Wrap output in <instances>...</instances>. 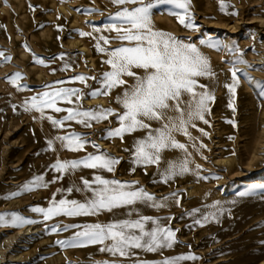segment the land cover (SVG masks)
<instances>
[{"label":"rangeland","instance_id":"1","mask_svg":"<svg viewBox=\"0 0 264 264\" xmlns=\"http://www.w3.org/2000/svg\"><path fill=\"white\" fill-rule=\"evenodd\" d=\"M226 3L228 9L222 12L219 0H191V12L194 22L200 26L199 31L181 25L170 14L169 5H154L152 9L155 27L196 44L209 58L215 72L214 77L199 78L215 96V100L209 103L210 111L205 114L207 123L196 120V127L188 129L193 139L188 136L185 139L190 147L195 142L197 147L193 149L198 152L201 142L206 145L202 151L204 161L199 163L202 167L197 170L200 175L190 171L165 183L156 165H148L145 171V166L132 163L133 143L146 135V129L124 133L123 139L108 136L109 129L119 127L116 113L105 119L92 120L88 127L79 123V118L65 120L66 126L61 128L54 126L46 117L41 119L39 112L26 110L23 106L26 99L38 93L68 87L79 88L82 93L73 95L72 102L58 100L57 105L61 109L74 107L83 111L101 106L121 111L115 97L123 92L125 86L113 88L109 95L90 93L101 87L102 73L111 68L106 62L109 52L98 51L97 43L105 49L129 44L120 40L117 32L108 27L118 25L113 14L125 5L113 4L112 0H0V52L11 57L10 60L0 57V212L15 211L34 221L19 226L0 223L2 256L5 257L0 264H92L98 260L130 264L137 259L156 261L189 252L195 254L196 259H182L179 264H260L264 260V191L257 188L247 196H240L251 186L264 184V136L260 133L264 123V98L258 96L256 86L257 80L264 81V67H261L264 65V22L261 21L264 18V0H226ZM60 5H65L66 9H60ZM126 6L131 8L134 5L129 3ZM81 30L92 35H81ZM101 37H108V43L105 44ZM219 43L243 49L244 59L253 65L236 64L237 68L245 69L251 79L238 73L240 82L234 99L226 84L231 83L230 69L233 65L229 61L239 53L211 46ZM36 58L43 59L44 63H39ZM66 64L69 66L65 67ZM134 71L142 72V69ZM17 72L22 74L19 87L8 78ZM80 74L85 75L86 83L71 79ZM123 78L129 86L134 83L132 77L125 75ZM57 81L61 83L57 84ZM77 95L81 97L80 101H76ZM184 99L187 100L188 96L185 95ZM230 101L235 104V109L228 106ZM45 112L57 119L67 115L66 111L54 109H45ZM232 120L236 121V126ZM148 123L153 128L159 126L156 121ZM73 131L87 141L83 148L71 150L55 139ZM49 139L53 140L52 148L48 147ZM93 144L98 147H93ZM100 150L119 158L113 171L81 165L64 173L61 179H55L60 175L52 167L57 159L75 160ZM254 153V158L259 157L248 161ZM183 156L180 149L165 150L159 171L167 166L168 160ZM133 167L134 172L130 170ZM97 174L108 179L138 181L139 184L133 187L142 186L154 193L157 203L164 206L138 203L136 207L141 214L161 217L163 224L178 230L173 246L162 247L156 252L133 249L136 255L120 257L101 252L99 244H57V240H67L79 230L64 228V225L107 223L114 217L126 218L128 209L123 207L96 215L60 214L49 220H44L43 214L35 210L37 207L47 208L53 193L57 201L66 198L83 202L91 196V191L78 190L83 188L81 177L92 181ZM37 175L44 177L47 186L21 191L22 185ZM69 187L73 191H66ZM12 192L19 194L12 196ZM169 193H176V196H169ZM161 197H167V200L161 201ZM177 198L179 204L176 203ZM215 201L229 211L221 214L218 221L194 223L204 211L209 210L206 206L213 205ZM9 203L12 205L8 206ZM194 208L201 211L189 215ZM55 224L62 227L52 232L51 226ZM25 225L35 227L34 232L25 237L18 235L15 239L3 237L5 233L11 234ZM16 251L22 258H10Z\"/></svg>","mask_w":264,"mask_h":264},{"label":"snow or ice","instance_id":"2","mask_svg":"<svg viewBox=\"0 0 264 264\" xmlns=\"http://www.w3.org/2000/svg\"><path fill=\"white\" fill-rule=\"evenodd\" d=\"M113 4L125 5L119 8L113 15L118 21L117 24L108 25L115 30L120 40L128 41V45H121L113 49L101 47L99 42L96 47L98 51H108L107 63L111 66L109 71L102 73L101 87L93 89L90 95H109L113 88L125 86L121 94L115 97L122 110L118 111L112 107L94 106L81 111L78 108L70 107L61 109L57 105L58 100L72 102V96L82 93L79 88L58 87L51 91H44L32 96L24 101L26 110H35L40 113V118H47L54 126L65 127V120L79 118V123L86 127L91 126L92 120L105 119L112 113H116V119L120 122L119 127L109 129L108 136L120 137L123 139L124 133H132L138 129H146V135L138 137L133 143L132 163L137 166L156 165L160 178L167 183L169 179L183 175L190 171H196L202 165L196 164V168L190 167L191 161L188 152V145L181 143L176 139L177 132H183L185 136L191 137L188 131L189 126L196 127V120H204L205 114L210 111L209 103L215 100V96L207 84L200 82V77H214L215 72L212 69L209 58L201 52L200 48L191 42H185L175 34L155 27L152 21V9L154 5H169L170 14L174 15L179 23L195 31L200 30V26L194 22V15L191 12V0H112ZM134 6L129 8L127 4ZM220 10L226 12L228 4L226 0H219ZM174 9V10H171ZM79 10V9H77ZM235 12V10H234ZM127 25V27H125ZM57 27H60L59 25ZM81 35H92L81 30ZM105 44L108 43V37H101ZM205 41H201L204 43ZM214 48L224 47L229 51H235L239 55L234 56L230 63L233 67L231 71V83L226 87L234 99L237 86L240 82L238 73H243L251 79L249 73L243 68H237L236 64H245L249 67L253 65L244 59L243 49L231 44H212ZM63 55V53H61ZM0 57L10 60V56H4L0 52ZM43 64L44 60L36 58ZM69 65H65L68 67ZM264 67V65H261ZM142 69V72L134 71ZM22 74L17 72L8 78L12 83L19 87V78ZM127 75L134 79L130 86L123 77ZM71 79L86 83L84 74L75 75ZM97 79V77H92ZM61 83L60 81L56 82ZM259 89L258 96L264 98V81H256ZM188 99L185 100L184 96ZM81 97L76 96V101ZM230 108L235 109V104L230 101ZM45 109H54L57 112L66 111L67 115L60 119L48 115ZM35 118V117H34ZM148 121H156L159 126L153 128ZM233 126L236 121L232 120ZM204 135V129H200ZM232 139V137H229ZM55 139L61 141V145L71 150L83 148L87 141L80 138V134L75 131L57 136ZM48 147H53V140H48ZM202 147H206L201 142ZM93 147H98L93 144ZM196 148V144H192ZM167 149H180L184 156L178 159L167 161V166L159 171L163 158V152ZM199 150V149H197ZM119 162V158L110 153L100 150L97 153H88L86 156L75 160L57 159L52 165L60 175L55 179H61L67 171L74 170L81 165L93 169L102 168L113 171V166ZM135 171V167L130 169ZM196 175L200 173L196 171ZM208 177H204L207 179ZM82 191H91V196L83 202L80 200H68L62 198L56 200L55 193L47 208L37 207L35 210L43 214L44 220H49L54 216L65 214L68 216L96 215L103 211L112 212L117 208H127L126 218H113L107 223L95 222L84 223L82 225H64V228L72 227L79 229L74 232L72 237L67 240H57L56 243L61 246L75 245H101V252H108L113 256L129 257L136 255L133 249H142L149 252H156L162 247H172L176 242V232L170 226L163 224L161 217L147 216L140 212L136 207L138 203L148 204L151 207L164 206L157 203V197L154 193L148 192L138 181H121L117 179H108L102 175H95L94 180L81 177ZM47 181L43 176L37 175L32 180L25 182L21 191H29L33 188L46 187ZM259 188L264 191V184L253 185L240 196H247ZM60 191V189H57ZM66 191H73L72 187ZM18 192H12L10 195H18ZM169 196H176V193H169ZM161 201L167 200V197L159 198ZM176 203L180 200L177 198ZM209 210L204 211L200 219L194 221L196 224L207 223L209 220L218 221L220 215L229 211L220 205L219 201L213 202V205L206 206ZM201 209L194 208L188 214L199 213ZM135 213V216L133 215ZM34 221L22 216L18 212H0V223L19 226ZM150 225V226H149ZM45 227H49L45 225ZM62 226L55 224L51 226V231L56 232ZM182 259H196L195 254L189 252L175 257H164L161 260L148 261L137 259L130 264H179ZM71 264V262H70ZM92 264H125L118 260H98Z\"/></svg>","mask_w":264,"mask_h":264},{"label":"bare ground","instance_id":"3","mask_svg":"<svg viewBox=\"0 0 264 264\" xmlns=\"http://www.w3.org/2000/svg\"><path fill=\"white\" fill-rule=\"evenodd\" d=\"M61 6V5H60ZM64 7H65V5H64ZM64 7H60V9H62V10H64V9H66V8H64ZM261 19H263V20H261V21H263L264 22V18H261ZM83 48H85L84 46H83ZM86 49V48H85ZM241 65H245V64H241ZM263 115H264V112H263ZM264 122V121H263ZM190 127V126H189ZM191 129H193V128H191ZM194 130V129H193ZM192 130V131H193ZM255 131V130H254ZM196 132H198V131H196ZM193 133V132H192ZM195 133V132H194ZM260 133H262V135L264 136V123L263 124H261V128H260ZM5 134H8V133H5ZM196 134V133H195ZM250 134H252V133H250ZM254 134V133H253ZM257 134H258V132H257ZM176 139L177 140H179L181 143H184V144H186V145H188L187 143H186V141H185V139H187V137L182 133V132H177L176 134ZM194 135V134H193ZM200 135H201V133H200ZM197 136V135H196ZM202 136V135H201ZM255 137H257V135L255 136ZM254 139H256V138H254ZM259 140H260V137H259ZM196 141V140H195ZM264 141V140H263ZM263 141H262V143H263ZM190 142V141H189ZM260 142V141H259ZM195 143V142H194ZM197 143V142H196ZM193 144V143H192ZM250 144V143H249ZM254 144V143H253ZM253 146V145H252ZM204 149H203V147H201L200 148V150H199V152L198 151H195L194 149H193V147H190V146H188V152H190L191 153V156L189 157V160L191 161V165H192V169H195L196 168V164H199V163H202V161H204V160H202V151H203ZM251 151V150H250ZM247 153V152H246ZM252 155V156H251ZM250 156V158H249V160L248 161H251L252 162V160H253V158H254V155H255V153L254 154H251ZM264 155V154H263ZM249 156V155H248ZM258 156V155H257ZM256 156V157H257ZM168 157H169V155H168ZM259 157V156H258ZM257 157V158H258ZM257 158H254V159H257ZM261 158H263V157H261ZM248 159V158H247ZM224 161H228V162H230L229 160H225L224 159ZM250 163V162H249ZM248 163V165H250ZM230 164V163H229ZM251 166V165H250ZM197 171V170H196ZM199 179H200V177H199ZM202 179V178H201ZM201 181V180H200ZM186 185H187V183H186ZM189 186V185H188ZM196 186V185H195ZM194 187V186H193ZM195 189V188H194ZM202 190H203V188H202ZM189 194H190V192H191V189L189 188ZM195 191V190H194ZM208 191V190H207ZM193 193V192H192ZM194 194V193H193ZM8 204V203H7ZM10 205H12V203H9V205L8 206H10ZM7 206V205H6ZM35 227H33V226H30V225H25V226H23V227H20V228H18L17 230H15L13 233H11V234H9V233H5L6 235L5 236H3V237H6V236H8V238H10V239H15L18 235H21L22 237H25L27 234H30V233H32V232H34V229ZM43 250V249H42ZM3 255V249H2V242L0 241V262L2 261V260H4L5 259V257H3L2 256ZM10 258H13V259H20V258H22V255L20 254V252L19 251H16V252H14V254H12L11 256H10ZM51 259V258H50ZM55 260H56V258H55ZM51 261V260H50ZM262 263H264V260H262L261 262H260V264H262Z\"/></svg>","mask_w":264,"mask_h":264}]
</instances>
